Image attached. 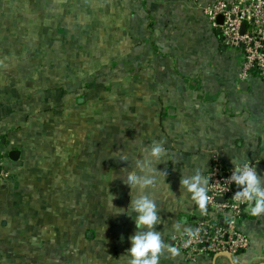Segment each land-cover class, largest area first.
<instances>
[{"label": "crops", "instance_id": "crops-1", "mask_svg": "<svg viewBox=\"0 0 264 264\" xmlns=\"http://www.w3.org/2000/svg\"><path fill=\"white\" fill-rule=\"evenodd\" d=\"M212 1L0 0V264H124L136 192L113 173L153 142L169 154L146 190L159 264H264V215L246 208L234 256L167 250L185 233L171 225L201 213L180 176L215 154L264 175V80L240 76L201 10Z\"/></svg>", "mask_w": 264, "mask_h": 264}, {"label": "built area", "instance_id": "built-area-1", "mask_svg": "<svg viewBox=\"0 0 264 264\" xmlns=\"http://www.w3.org/2000/svg\"><path fill=\"white\" fill-rule=\"evenodd\" d=\"M201 10L218 31L221 44L240 53V76L253 73L264 80V0H214L201 5ZM231 171L232 165L226 166L219 155H212L205 172L206 206L188 230L191 235L185 232L174 239L175 247L190 260L200 255L231 257L248 246V238L238 229L247 205L235 199L239 187L228 179ZM8 178L0 168V181Z\"/></svg>", "mask_w": 264, "mask_h": 264}, {"label": "clouds", "instance_id": "clouds-1", "mask_svg": "<svg viewBox=\"0 0 264 264\" xmlns=\"http://www.w3.org/2000/svg\"><path fill=\"white\" fill-rule=\"evenodd\" d=\"M121 159L127 161L126 156H121ZM166 160H169V154L164 145L153 142L142 149L139 158L133 161L132 169L126 175L113 173V179L119 176L129 193L133 189L136 192L134 196L129 195V204L123 211L135 224V232L128 238L130 247L120 256L123 257L124 264H159V254L164 245L162 234L156 230L155 225L160 222V217L157 215V204L153 194L146 190L157 186L158 172L162 171L156 165ZM228 179L239 187L234 196L237 201L247 205L248 214L253 217L264 215V175H259L256 167L247 160L235 159L232 160V171ZM207 185L208 178L202 174L200 168L180 176V187L192 194L191 199L200 209H204L208 201ZM132 214H135L134 217ZM171 230L191 235L188 229L178 222L171 225ZM167 250L173 255L178 251L175 247H169Z\"/></svg>", "mask_w": 264, "mask_h": 264}, {"label": "water", "instance_id": "water-1", "mask_svg": "<svg viewBox=\"0 0 264 264\" xmlns=\"http://www.w3.org/2000/svg\"><path fill=\"white\" fill-rule=\"evenodd\" d=\"M218 21H221V17L218 18ZM244 25L242 24L241 28L243 29ZM243 84H245V82H243ZM12 153H17L15 151L10 152V155H12ZM201 209L198 210V212H200Z\"/></svg>", "mask_w": 264, "mask_h": 264}, {"label": "trees", "instance_id": "trees-1", "mask_svg": "<svg viewBox=\"0 0 264 264\" xmlns=\"http://www.w3.org/2000/svg\"><path fill=\"white\" fill-rule=\"evenodd\" d=\"M226 166H229V165H226ZM246 208H247V206H246ZM242 218V215H241V217H240V219Z\"/></svg>", "mask_w": 264, "mask_h": 264}, {"label": "rangeland", "instance_id": "rangeland-1", "mask_svg": "<svg viewBox=\"0 0 264 264\" xmlns=\"http://www.w3.org/2000/svg\"><path fill=\"white\" fill-rule=\"evenodd\" d=\"M228 51L232 52L231 49H227Z\"/></svg>", "mask_w": 264, "mask_h": 264}]
</instances>
